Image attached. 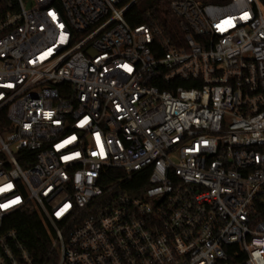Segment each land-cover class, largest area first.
I'll use <instances>...</instances> for the list:
<instances>
[{
  "label": "built area",
  "instance_id": "obj_1",
  "mask_svg": "<svg viewBox=\"0 0 264 264\" xmlns=\"http://www.w3.org/2000/svg\"><path fill=\"white\" fill-rule=\"evenodd\" d=\"M224 1L172 0L171 38L141 0H0V264H264V0Z\"/></svg>",
  "mask_w": 264,
  "mask_h": 264
},
{
  "label": "trees",
  "instance_id": "obj_2",
  "mask_svg": "<svg viewBox=\"0 0 264 264\" xmlns=\"http://www.w3.org/2000/svg\"><path fill=\"white\" fill-rule=\"evenodd\" d=\"M148 3L139 2L126 14L132 28L140 25H156L165 30L168 37H181L180 20L170 8L172 0H148ZM205 4H222L224 0H197ZM145 181V178H144ZM133 184L132 189H138L143 182ZM128 187V189H130ZM8 227L15 230L19 241L38 262H44L52 246V230L46 225L43 218L33 209H24L11 216Z\"/></svg>",
  "mask_w": 264,
  "mask_h": 264
},
{
  "label": "rangeland",
  "instance_id": "obj_3",
  "mask_svg": "<svg viewBox=\"0 0 264 264\" xmlns=\"http://www.w3.org/2000/svg\"><path fill=\"white\" fill-rule=\"evenodd\" d=\"M143 1V2H142ZM142 4L143 3H148L149 1L148 0H141Z\"/></svg>",
  "mask_w": 264,
  "mask_h": 264
},
{
  "label": "snow or ice",
  "instance_id": "obj_4",
  "mask_svg": "<svg viewBox=\"0 0 264 264\" xmlns=\"http://www.w3.org/2000/svg\"><path fill=\"white\" fill-rule=\"evenodd\" d=\"M72 139H75V137H73ZM7 187H11V185H8ZM4 207H7V205H4Z\"/></svg>",
  "mask_w": 264,
  "mask_h": 264
}]
</instances>
